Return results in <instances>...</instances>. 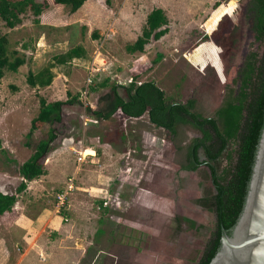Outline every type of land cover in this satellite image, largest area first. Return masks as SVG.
<instances>
[{"label": "rangeland", "instance_id": "374dc122", "mask_svg": "<svg viewBox=\"0 0 264 264\" xmlns=\"http://www.w3.org/2000/svg\"><path fill=\"white\" fill-rule=\"evenodd\" d=\"M37 1H50L40 25L33 24L35 17L29 12L16 29L0 28L9 33L10 49L26 59L17 71H6L0 80V191L16 194L22 182L18 167L34 152L27 144L35 146L47 138L46 125L28 137L40 100L79 97L81 103L66 105L63 121L55 124L57 139L43 160L46 174L57 175L61 164L56 153L62 150L70 165L71 148L77 147L72 142L85 133L87 139L96 137L99 146L111 144L128 153L126 162L117 163L115 170L125 167L130 172L122 179L120 195L129 204L106 211L93 199L86 211H69L67 204L56 213L57 196L64 191L52 186L56 180L46 177L28 183L17 195L18 218L7 213L0 216V264H193L207 230L195 233L187 229L179 234L176 245L171 242L169 221L183 215L212 223L213 217L187 201L189 195L198 197L204 192L200 174H188L170 163L174 153L171 138L165 130L152 126L147 115L141 120L117 115L96 124L86 108L97 107L99 93L91 91L92 85L104 81L128 85L134 79L138 83L153 81L171 102L195 99L196 111L213 117L214 105L203 107L198 89L215 80L210 75L213 66L207 68L214 52L212 44L218 45L245 0H87L76 15L53 0ZM156 8H162L168 17V33L141 47L147 16ZM76 48L80 49L78 56L70 58L68 53ZM223 56L226 65L228 54L220 53ZM45 68L53 74L51 85L32 87L27 81L29 73ZM180 132L173 142L181 147L175 153V164L183 162V144L188 140L187 127ZM162 141H166L164 147ZM112 188L116 196L118 185ZM50 212L67 219L62 221L61 233L39 230L36 237L28 235L32 239L27 242L19 227L21 218L37 221ZM25 248L30 249L28 257L19 259Z\"/></svg>", "mask_w": 264, "mask_h": 264}, {"label": "trees", "instance_id": "16d2710c", "mask_svg": "<svg viewBox=\"0 0 264 264\" xmlns=\"http://www.w3.org/2000/svg\"><path fill=\"white\" fill-rule=\"evenodd\" d=\"M87 0H54L57 5L68 7L71 13L77 12ZM49 7L48 3L37 0H0V28L14 30L21 25L24 19L31 12L35 17L33 24L40 25L41 16ZM249 11L254 18L257 40L264 39V0H249ZM169 23L168 17L162 8L152 10L146 20V27L143 31L140 45L143 47L150 39L159 40L168 33L166 27ZM10 37L8 32L0 29V80L6 71H17L26 63L25 57L19 55L16 50H11ZM80 49L71 50L70 58L78 56ZM162 56L159 57V59ZM256 54H252L246 64L243 73L244 88L253 85V78L256 76L262 79L264 75V58L257 64ZM256 70L259 74H255ZM32 87H47L53 81V74L45 68L39 73L30 72L27 78ZM254 86V85H253ZM253 89V87H251ZM258 94L243 92L242 96L219 108L213 117H203L196 111V100L189 99L186 103L168 101L165 92L153 81L138 83L132 80L128 85L118 83L108 84L104 81L91 86L93 93H99L97 107H87L89 116L97 123L112 119L121 112L128 119H139L148 115L151 123L156 127L165 130L172 142H177L181 128L191 127L200 130L204 141L208 143L207 154L209 161L220 157L226 143H234L240 140L241 144L236 153L239 160L234 166V151L227 152L224 157L227 165L221 172L209 164V172L205 174L206 180L214 181L215 194L212 188L204 189V195L195 200L196 205L203 208L205 212L213 217L212 223L198 222L195 218L176 215L172 224V238L187 229L200 233L207 230L204 235V243L196 251L193 264H209L218 252L221 245L222 228L228 235L231 234L245 203L252 168L255 161L257 145L264 127V77ZM245 91V90H244ZM80 98L75 97L68 101L47 102L40 100V111L33 120L30 137L33 132L43 126L48 127L47 138L40 140L35 146L30 143L27 146L34 149L33 154L24 163L19 165L18 174L22 178L16 194H4L0 191V216L10 213L17 201L18 196L28 187V183L41 178L46 174L43 160L53 149L57 139L55 124L63 121V109L66 105L80 104ZM206 127V128H205ZM219 140V146L215 147L214 141ZM179 148V147H178ZM197 149V147H196ZM181 151V147L178 149ZM186 163L180 164V171L195 172L199 169L197 151H187ZM235 170L234 172L232 170ZM209 216V217H210ZM182 222L187 223L185 229Z\"/></svg>", "mask_w": 264, "mask_h": 264}, {"label": "flooded vegetation", "instance_id": "af4514ba", "mask_svg": "<svg viewBox=\"0 0 264 264\" xmlns=\"http://www.w3.org/2000/svg\"><path fill=\"white\" fill-rule=\"evenodd\" d=\"M214 48V52H211V59L209 60V63L207 65V68L210 66H213L214 74L211 72L210 75L216 76L215 80H210L205 84V86L199 87V93L203 94L202 99L199 98V102L203 101V107L207 108L212 107L214 105L213 111L216 112L217 109L226 106L228 103H231L234 100L239 99L242 96L243 92L246 93H255L258 94L260 92V86L262 83V79H258L256 76L253 78V85L248 88H244L243 84V73L246 69V64L248 62L249 57L252 54H256L257 56V64L256 66L260 65V60L264 58V39L263 41L257 40V33L255 32V26H254V18L252 17V13L249 11V0H245L242 8H240L235 22L232 20L231 25L228 26L226 33H224L223 36H221V40L219 41L218 45L215 46L212 44ZM212 51V47H211ZM220 53L224 55L228 54L227 56V64L225 65V58L220 57ZM231 56V58H230ZM264 67V64H263ZM264 71V68H263ZM255 74H259V71L256 70ZM212 78V79H213ZM253 87V89L251 88ZM245 90V91H244ZM186 103V102H184ZM205 105V106H204ZM203 116V115H202ZM206 117V116H203ZM206 128V127H205ZM187 134H188V140L183 144V148L185 150L183 154V162L186 161V155L188 154L187 151L190 149L192 150V153L194 154L195 150L197 151V157L198 161L200 163V167L198 171L195 172H189L184 171L188 174L192 173H199L200 176L203 179V183L200 185L202 186V189H204L208 186L209 188H212L215 194H218V191L216 188H214V181L212 179L208 180V185L206 184V178L205 174L208 171L209 172V164L217 167L220 172L226 167L227 161L224 158L227 155V152L234 151V166L237 165L239 160V155L237 152L239 145L241 144L240 140L234 141V143H226L223 151L221 152V156L212 159L213 162L209 161V155L207 154V145L203 139L204 136L201 133L200 130H195L191 127H187ZM219 140L214 141L216 143L215 147L219 146L218 144ZM172 146L174 148V153L171 156L170 163L172 165H178L180 169V164H175L174 157L176 156V152H179V146L175 145L172 142ZM197 147V149H196ZM236 151V152H235ZM235 171L234 169L232 170ZM207 185V186H206ZM204 192H200V196L195 197L193 194L189 195L190 200H187L188 203H195L196 199L201 198ZM198 206V205H196ZM199 207V206H198ZM191 208V207H190ZM189 208V212L191 211ZM201 208V207H200ZM202 212H205L203 208ZM192 212V211H191ZM194 213V212H193ZM195 213H200L198 210ZM183 217V215H179ZM175 218V217H174ZM172 218V224L173 220ZM171 220L169 221V223ZM172 224L170 227H172ZM185 222H182V228L185 229L187 227V224L185 225ZM173 234V233H172ZM172 238L171 242L173 244L178 243L177 237Z\"/></svg>", "mask_w": 264, "mask_h": 264}, {"label": "crops", "instance_id": "0c3cea01", "mask_svg": "<svg viewBox=\"0 0 264 264\" xmlns=\"http://www.w3.org/2000/svg\"><path fill=\"white\" fill-rule=\"evenodd\" d=\"M48 3H50V1H48ZM78 11L73 14L76 15ZM117 115H120V117L121 116L124 117L123 114L119 112L113 118L118 117ZM144 116L134 120H141L144 118ZM149 122L152 126H154L151 123L150 119ZM95 123L99 124L96 121ZM98 142L99 141H97L96 137L87 139L86 134L83 133L81 139H79L77 142L75 141L72 142L73 143L72 146L76 145L77 147L71 148V155L68 156L69 157L68 159L71 161L70 165L68 166L66 165L65 163L66 153H63L64 150H62L56 153L59 154L57 160L60 161L61 164L57 169L58 170L57 175L55 177L54 176L50 177V175L45 174L44 176L41 177V178L49 177V179L54 178L56 181L52 183V186L53 185L61 186L63 190H65L68 182L67 176L74 177L75 189L69 195L71 201H69L68 207L66 208L69 211L76 213L81 212L82 210L86 211L85 206H89L90 201H92L93 199H96L93 201H96L99 204V206L104 208V210L106 211H108L107 207L115 210L117 209L120 210L121 205L129 204L128 202L122 201L120 199V195L122 192L121 190L122 189L121 184H123L122 179H124V177L130 172L125 167L118 169L117 172L115 170L116 169L115 166L117 163L123 164L124 162H126L125 160L128 153H126L124 149L114 148L111 144H105L99 146L97 145ZM162 142H163L162 147H164V145H166L165 144L166 141H162ZM98 163L99 164L101 163V167L98 165ZM41 178L31 181L29 183L31 184L42 181ZM115 184L118 185V188L115 191L116 196H113V194L115 193L113 192L112 187ZM85 200H87L86 203L88 205L85 203ZM132 202L134 201L132 200ZM15 209L16 208L14 207V209L10 213H7V215L14 214L12 219H14V217L18 218ZM21 219L22 222L20 226L19 225L18 226L23 229V234L27 236L26 237L27 242H29L30 239H32L28 237V235H32L33 237H36L38 235L39 230L44 231L45 229L46 230L53 229L56 232H60L63 227L62 221L67 220V219H62L60 216L54 215V213L51 212L43 213L42 215L38 216L37 221L33 219L31 221L26 220L24 218ZM13 221H11L10 224L11 227H15L16 225L13 224L14 223ZM34 222H36L37 224L33 225ZM29 250L30 249L25 248L23 253L19 255L20 256L19 259L22 260L26 259L29 255L28 254ZM45 254L47 255L48 253Z\"/></svg>", "mask_w": 264, "mask_h": 264}, {"label": "water", "instance_id": "95a60500", "mask_svg": "<svg viewBox=\"0 0 264 264\" xmlns=\"http://www.w3.org/2000/svg\"><path fill=\"white\" fill-rule=\"evenodd\" d=\"M209 264H264V127L242 212L230 235L222 228L220 248Z\"/></svg>", "mask_w": 264, "mask_h": 264}, {"label": "built area", "instance_id": "2783aa9c", "mask_svg": "<svg viewBox=\"0 0 264 264\" xmlns=\"http://www.w3.org/2000/svg\"><path fill=\"white\" fill-rule=\"evenodd\" d=\"M88 83H91V79H88ZM80 160V159H79ZM75 179L70 177L68 179L65 190L57 196L56 213L67 207L69 195L75 189Z\"/></svg>", "mask_w": 264, "mask_h": 264}]
</instances>
